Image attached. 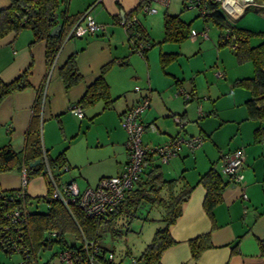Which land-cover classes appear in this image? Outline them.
Wrapping results in <instances>:
<instances>
[{"label":"crops","instance_id":"0c3cea01","mask_svg":"<svg viewBox=\"0 0 264 264\" xmlns=\"http://www.w3.org/2000/svg\"><path fill=\"white\" fill-rule=\"evenodd\" d=\"M141 1L67 0L66 5L61 4L57 12L62 13L65 8L67 16H76L91 7V13L97 22L104 25V30L99 31L98 37L82 38L85 34L70 38V43L58 50L52 65L46 62V40L30 44L33 34L29 28L9 31L0 37V79L5 82L13 80L31 63L27 75L30 87L16 90L0 102V147L8 144L16 152L24 150L33 106L39 92H43L42 146L51 158L65 149L63 166L68 169L57 168L59 181L72 179L80 188L93 187L102 176L118 174L126 162V132L120 125V115L147 92L150 96L149 106L141 113V120L145 123L152 122L155 130L143 132L144 144H163L177 134L185 137L203 135L200 146L190 148L183 144L178 153L168 161H153V164H166L165 172L170 177H166L159 167L164 178L182 176L193 186L183 203L180 216L169 227L174 242L162 252L160 263L264 264V249L260 246V242H264V118L248 116L245 102L250 98L251 91L247 87L233 84L236 79L251 77L253 65L248 61L249 64H241L228 71L229 65L223 59L214 64V58L210 61L187 59V62L179 52L165 50L162 45L163 52L176 53L173 60L162 68L159 52V59L151 66L148 58L152 56L156 59L155 52H145L144 55L140 53L146 64V75L145 72L136 73L132 59L134 55L129 54L127 34L118 19L132 11ZM10 2L11 0H0V9L8 7ZM250 6L264 7V3ZM137 10L132 13L136 14ZM237 19L229 21L239 26L235 22ZM57 20L63 25L61 14L57 15ZM201 20L203 24H207L204 17L201 16ZM66 25L68 26H62V38L66 37L74 23L69 25L68 21ZM257 25L259 26L249 23L239 27L264 32V22H257ZM205 26L208 27L204 25L202 28ZM215 28L218 39L220 30L216 26ZM143 32L146 34L145 28ZM262 40L264 36L250 37L249 42L256 45ZM73 52L82 79L66 89L58 68ZM110 61L112 66L105 73L104 79L109 87V96L114 101L108 108H103L102 100L84 106V116L78 117L70 111L71 105L79 101L86 87L98 76L102 65ZM115 64L134 67L135 73L131 74L129 81L117 80L112 73L117 69ZM211 65H220L225 69V74L220 68L214 71L218 79L212 76L210 69L207 74L206 68ZM202 70L204 72L200 73ZM138 83L143 87L138 86ZM135 86L140 87V90L136 91ZM178 86L190 93L191 97L185 99L176 94ZM98 103L101 104L100 107H97ZM111 107L113 117L104 116ZM199 107L203 114L198 111ZM86 113L90 116L87 121H83ZM177 113L187 119L183 127L177 126L172 119L173 114ZM98 125L105 127L106 142L99 141V136H96L95 142L90 141L89 133H93L94 126ZM77 138H83L85 144L80 143L76 150L68 151V146L64 147V144ZM78 140L75 142L79 144ZM103 146L107 148L106 151ZM237 148L244 153L243 177L237 183H226L222 190V200L213 208L210 216L203 207L206 190L197 180L212 166L225 179L221 173V159ZM20 186V170L0 172V191L18 189ZM25 191L32 197L46 194L45 178L41 174L29 177ZM243 192L246 194L245 199L242 198ZM204 233H209L211 245L202 250L197 259H193L188 241ZM18 256L20 259L19 254ZM45 258H49L46 252L43 253V260ZM49 264L63 263L54 256Z\"/></svg>","mask_w":264,"mask_h":264},{"label":"trees","instance_id":"16d2710c","mask_svg":"<svg viewBox=\"0 0 264 264\" xmlns=\"http://www.w3.org/2000/svg\"><path fill=\"white\" fill-rule=\"evenodd\" d=\"M254 1L264 3V0ZM66 2L67 0H11L8 7L0 9V37L9 31H18L23 27L29 28L33 34L30 44L38 40H46L45 57L46 62L51 65L63 40L61 37L63 28L56 35L50 33L51 29L58 23L57 15H62V26L66 27L68 21L69 25L75 23L83 13L67 16L65 8H63L62 13L57 12L58 7L63 3L66 5ZM140 3L128 14L139 9ZM183 3L185 5L184 0ZM202 17H204L205 22L210 21L219 28L218 46L229 45V43L234 42L237 44V47L233 49L237 62L250 61L252 63L253 75L236 79L233 84L247 87L251 91L250 98L245 102L248 116L264 118V102H262L264 100V40L256 45H251L249 42L253 34L260 33L264 36V32H255L230 22L216 3H208V14ZM137 29L151 47L153 44L143 33L140 23ZM189 32L190 23L182 20L179 14L164 13L162 41H181L189 35ZM147 49L141 54L144 55ZM175 56L176 53L161 52V67L164 68L165 64L173 60ZM111 66V61L102 65L98 76L86 87L76 103L81 109L99 100L104 103L103 108H108L114 101L109 96V87L104 79L105 73ZM30 68L31 63L18 77L11 81L5 82L0 79V102L14 91L30 87L27 82ZM58 70L66 89L82 79V74L76 66L75 52L66 58ZM44 95L43 92H39L33 106V112L26 130L24 150L16 152L8 144L0 147V172L21 171L22 167L25 166L27 179L38 174L45 178L47 192L42 196L32 197L26 193L25 187L22 186L18 189L0 191V251L7 255L18 253L20 255L19 261L49 264L50 259L57 256L59 251L70 249L76 258L72 264H95V262H97L96 264H116L113 258L109 259L106 255V248L99 244L102 232L113 229L117 222L128 223L138 217L142 207L156 205L162 208L164 226L155 233L151 243L144 249L139 259L141 264H161L162 252L174 242L170 236L169 227L180 216L183 203L193 186L189 185L182 176L164 178L160 172L159 164H153L154 159L158 160L154 157L136 180L125 199L106 217L87 213L77 202L64 204L58 198H53L51 195L53 182L45 170L46 163L58 185L63 182L59 181L57 168L67 170L68 167L63 166L65 149L51 158L42 146L41 112ZM37 158L40 159V162L31 167L29 163ZM197 183L202 184L206 190L203 207L206 213L211 216L213 208L222 200V190L227 182L215 166H212L199 176ZM32 199L43 200L46 203V210H30L28 205ZM67 234L73 235L74 238L79 239V242H68L65 237ZM84 240L92 241L100 249L92 263L87 262L83 248ZM188 242L193 259H197L202 250L211 245L209 233L198 235ZM54 243L58 245L56 251L52 252L49 258L40 260V251L49 249ZM260 246L264 249V242H260Z\"/></svg>","mask_w":264,"mask_h":264},{"label":"built area","instance_id":"2783aa9c","mask_svg":"<svg viewBox=\"0 0 264 264\" xmlns=\"http://www.w3.org/2000/svg\"><path fill=\"white\" fill-rule=\"evenodd\" d=\"M169 1L170 0H142L139 10L146 13H155L157 12V8L153 7V3L167 7ZM184 2L189 8L197 7L201 16L208 14V3H216L226 18L231 21L237 19L246 7L260 4L254 0H184ZM118 21L127 34L131 52L141 53L145 49L150 48L148 41L143 38L142 33L137 29L139 20L136 14H126L123 18H119ZM103 30L104 25L95 20L91 13V7H88L76 20L67 33L65 40L85 34H95ZM189 36L192 38L198 36L207 38L208 27L205 26L199 30H190ZM229 46L234 49L237 47V44L231 42ZM217 74H220V72ZM134 89L139 91L140 87L135 86ZM176 94L182 95L185 99L191 97L190 93L183 90L182 87L177 89ZM149 101V93H143L140 98L133 105L126 108L120 116V125L126 132L125 149L127 160L118 174L100 178L98 183L93 187L80 188L77 183L72 180L58 185L56 179L52 175L50 167L46 163L45 170L53 182L52 197L58 198L64 204L77 202L87 213L99 217H106L110 211L125 199L136 180L152 162L154 157L160 162H166L169 158L178 153L183 144L188 145L190 148H196L201 145L203 138L200 134L187 137L177 134L163 144L151 146L144 144L141 138L143 132L148 129L155 130V125L152 122L145 123L141 120V113L149 106ZM70 111L80 118L83 117V111L77 104L71 105ZM172 117L179 127H183L186 121L181 115L173 114ZM243 166L244 153L242 149L237 148L231 153L225 154L221 159V173L225 177L226 182H239L243 177ZM21 172L22 187H25L27 181L25 166L22 167ZM242 198H246L244 192L242 193ZM83 248L87 262L92 263L100 252V249L92 241L87 240H84ZM57 257L63 264H72L76 259L73 251L70 249L59 251ZM108 258H113L112 253L108 255ZM16 264H36V262L32 261L27 263L19 261Z\"/></svg>","mask_w":264,"mask_h":264},{"label":"rangeland","instance_id":"374dc122","mask_svg":"<svg viewBox=\"0 0 264 264\" xmlns=\"http://www.w3.org/2000/svg\"><path fill=\"white\" fill-rule=\"evenodd\" d=\"M153 7L157 8V12L155 13H146L140 10H137L136 15L139 20L140 26L143 27L142 29L148 35L147 38L150 41L151 47L147 49L148 52L156 54V59H153L150 56L148 59L151 61V66H154L153 62L155 63L159 59V52H163V48L165 50H175L174 52H179L180 56L191 60H200L205 59V61H210L213 58V63L216 61L220 62L221 59L225 60L229 65V70L232 71L237 66L241 64H249L248 61L244 62H237L234 50L229 45H217V29L213 25L212 22H207V24H203L201 20V15H199V10L197 7H186L183 3V0H170L167 7L159 5L157 3H153ZM164 13L168 14H179L180 18L184 20L186 23H190V28L193 29H200L204 25H208V37H198L196 40L192 39L189 35L185 37L181 41H162L163 38V16ZM238 23L239 26L242 24H249L257 25L258 23L264 22V7L261 6H250L247 10L243 11L242 14L238 17L235 21ZM259 32V31H257ZM144 33V32H143ZM100 35L99 32L95 34H86L82 38L88 39L89 36H97ZM262 34L257 33L253 34L252 37H260ZM98 37V36H97ZM81 38V39H82ZM71 40H63L61 41V46L59 50L65 44H69ZM162 43V44H161ZM129 54L134 55L133 61L134 65L136 66V73L140 74L145 72L146 75V64L141 56L140 53L134 52L131 53L129 49ZM137 57H140V60H137ZM188 62V61H187ZM159 63V62H158ZM216 66V65H215ZM211 65V67L206 68L207 74L209 72L208 69L211 70L212 76L218 79L215 76V70L220 68L223 73L225 74V69L223 67L217 66L215 67ZM117 69H114L113 74L117 77L118 81H129L131 74L134 72V67L130 65H119L115 64ZM220 70V71H221ZM57 71V69L55 70ZM217 71V70H216ZM203 73L204 70L200 71ZM223 74V75H224ZM224 77V76H223ZM138 86L143 87L141 83H138ZM177 88V87H176ZM175 90V88L173 89ZM201 100V99H200ZM204 101V100H202ZM97 107H100L101 104H96ZM205 110V108H204ZM199 112H202L201 108L198 109ZM198 112V113H199ZM178 114V113H177ZM113 117L114 111L112 107L105 112L104 116ZM179 115V114H178ZM90 115L86 113L85 118L83 121H87ZM173 119V117H172ZM185 119V118H184ZM187 121V119H185ZM176 124V123H175ZM177 125V124H176ZM178 126V125H177ZM105 127L98 125L94 126V132H90V141L95 142L96 136H99V141L106 142L105 137ZM199 135V134H195ZM202 135V134H201ZM203 136V135H202ZM142 138V137H141ZM78 138L75 140L77 141ZM69 142L64 144L68 146V151H74L80 145H83L84 140L80 138L79 144L78 142ZM109 149V146H108ZM103 150L106 151L107 148L103 146ZM159 164V163H158ZM160 169L162 170L163 174L166 175V164H159ZM170 177V176H168ZM81 181V180H78ZM30 210H37V211H44L46 210V203L43 200H35L32 199L30 204L28 205ZM163 211L162 208L159 206H145L140 209V213L138 217L130 220L128 223L124 222H117L113 229H108L105 232H102L101 238L99 240V244L106 248V255L110 254V251L113 255L114 263L116 264H141L140 255L144 251V249L151 243L152 239L154 238L155 233L164 226L163 220ZM66 239L70 243L79 242V239L74 238L73 235L67 234L65 235ZM58 245L54 243L52 247L49 249H42L39 253L40 260H43V253L46 252V256L52 254V252L56 251ZM42 256V257H41ZM19 256L17 253H12L10 255L5 254L4 252L0 251V264H16L18 262ZM97 262H95L96 264Z\"/></svg>","mask_w":264,"mask_h":264},{"label":"water","instance_id":"95a60500","mask_svg":"<svg viewBox=\"0 0 264 264\" xmlns=\"http://www.w3.org/2000/svg\"><path fill=\"white\" fill-rule=\"evenodd\" d=\"M55 16H56V14H55ZM61 29H62V23L59 22V23H57V24L51 29V32H50V33H51L52 35H56V34L59 33V31H60ZM39 162H40V159L37 158V159L31 161V162L29 163V165H30L31 167H33V166L37 165Z\"/></svg>","mask_w":264,"mask_h":264}]
</instances>
